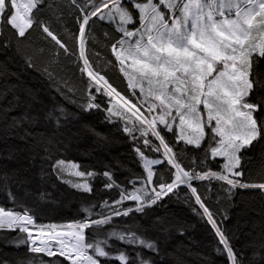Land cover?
Listing matches in <instances>:
<instances>
[{"label":"snow or ice","instance_id":"6c2138e0","mask_svg":"<svg viewBox=\"0 0 264 264\" xmlns=\"http://www.w3.org/2000/svg\"><path fill=\"white\" fill-rule=\"evenodd\" d=\"M65 9L77 25L71 44L52 23ZM97 20L113 26L102 40L93 31ZM9 48L68 104L104 112L129 138L142 172L129 179V190L111 168L97 173L60 158L64 141L74 138L76 113L38 109V94L18 78L13 83L0 64V160L19 165L0 170V191L12 203L0 206V264H163L161 238L172 225L149 210L179 198L182 187L210 225L218 256L227 264H264V211L257 223L249 207L257 197L264 205V175L251 179L257 164L264 173V0H0V49ZM112 69L129 94L108 78ZM37 159L42 179L55 176L88 194L100 179L118 198L82 202L81 218L67 224H38L27 191H13L27 188L23 161ZM194 182H206L205 191ZM213 200L222 206L213 209ZM239 234L249 238L251 255L235 247Z\"/></svg>","mask_w":264,"mask_h":264},{"label":"trees","instance_id":"16d2710c","mask_svg":"<svg viewBox=\"0 0 264 264\" xmlns=\"http://www.w3.org/2000/svg\"><path fill=\"white\" fill-rule=\"evenodd\" d=\"M45 18H48L47 13H45ZM52 23L54 30L60 34L61 38L71 44V41L68 40V33L77 31L75 16L65 9L62 20L58 22L53 18ZM93 31L102 40L104 32H113V26L110 23L97 20ZM38 43L41 46L50 47L41 40H38ZM98 50L101 51L102 55L111 58L107 49L99 48ZM0 64L7 65L8 70L14 74L12 76L13 83L17 82L18 78L23 87L30 88L38 94V109L46 111L59 105L64 106L70 112L76 113L78 118L73 119L71 122L74 138L64 141L63 147L60 148V158L76 162L81 165L82 169L97 173H102L107 168H111L114 179L131 190V184L128 181L135 178L134 174L141 173L142 168L137 163L129 138L118 131L115 124L105 121L104 112L93 110L89 113H83L75 105L68 104L37 71L25 66L24 60L20 55H17L14 48L0 49ZM107 76L121 92L129 94L127 82L118 69L108 71ZM79 94H83L82 90ZM89 128L94 129V132L88 131ZM10 143L18 144L21 148L24 147L23 143L19 141H10ZM0 147L3 146L0 145ZM199 154L197 152V155ZM216 159L221 160L222 158ZM23 164V171L29 177L27 188H13V191L18 194L27 191L29 194L28 206L34 208L38 217V224H67L81 218L79 209L82 202L99 203L103 200L112 201L118 198V191L116 189H104L103 182L100 179L92 182L94 188L92 194L79 193L67 184L57 180L55 176L51 179H42L39 159L31 164L29 161H23ZM209 164L213 169L216 168L211 159ZM17 167L19 165L14 161L0 160V170H12ZM262 175L264 173H262L259 164L252 167L251 179L259 181ZM204 183L206 182H194V186H197L198 190L203 192L205 191L203 188ZM186 191L187 189L182 187L179 198H165L149 210L153 219L160 217L172 225L171 231L166 234V238H161L160 247L166 255H162L158 260H162L163 264H202V261L207 258L213 261L214 264H227L226 259L223 256H218L214 251L217 240L210 225L192 211L190 202L185 201L184 192ZM40 192L50 193L51 195L44 200H40ZM246 199L248 198L246 197ZM126 203L131 204L132 202ZM209 204L215 209L221 207L223 201H221V204H217L213 200L209 201ZM0 206L12 207L7 194L3 191H0ZM196 207L198 208V206ZM249 207L255 209L251 217L259 223L260 216L258 213L264 211V205L257 197L249 200ZM95 211H99V208ZM233 211L239 214V208L230 210V214ZM136 215L139 218L140 214ZM119 219L117 218V220ZM235 225L236 216L233 215L228 226L234 228ZM181 231H183V235H181ZM257 231H259L258 228ZM149 235L157 236L156 233H149ZM248 239L239 234L233 243L237 249L246 251L247 255H251L252 249L246 246ZM3 251L8 255H12L11 249H3Z\"/></svg>","mask_w":264,"mask_h":264},{"label":"rangeland","instance_id":"374dc122","mask_svg":"<svg viewBox=\"0 0 264 264\" xmlns=\"http://www.w3.org/2000/svg\"><path fill=\"white\" fill-rule=\"evenodd\" d=\"M137 187H139V184H137Z\"/></svg>","mask_w":264,"mask_h":264}]
</instances>
